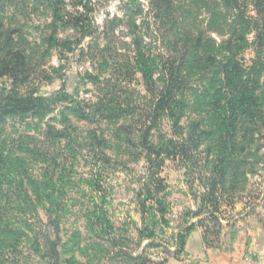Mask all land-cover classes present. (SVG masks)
<instances>
[{
	"label": "rangeland",
	"instance_id": "1",
	"mask_svg": "<svg viewBox=\"0 0 264 264\" xmlns=\"http://www.w3.org/2000/svg\"><path fill=\"white\" fill-rule=\"evenodd\" d=\"M150 1L92 0L86 25L93 26L94 35L77 44L81 32L75 16L85 13L86 0H0V66L6 41L26 56L23 91L55 97L65 80V91L82 108L84 101L99 98L112 100L113 107L126 105L117 111L129 109L133 100L140 103L147 94L141 69L147 66L154 67L160 84L161 31H204L215 38L207 43L218 58L204 62L207 50L199 48L201 57L186 62L190 82L182 127L172 128L165 119L154 132L156 142L167 137L195 146L188 157L166 158L161 173L168 185L166 222L144 216L139 207L146 164L133 117L81 118L67 108L73 101L58 99L49 101L50 110L39 118L5 115L0 124V264H53L47 250L57 234L58 264H167L173 259L201 264L204 259L189 257L186 244L182 248L175 236L193 221L189 211L211 188L213 161L227 140L235 168L225 188L218 189L230 203L222 206L226 220L220 235H211L215 240L205 241L206 246L240 242L254 227L264 233V132L245 118L235 128L227 125L244 83L251 90L260 82L251 109L264 112V48L257 53L252 34L239 48L221 43L238 28L212 17L210 11L220 8L214 0L178 1L173 21L155 17ZM224 64L232 70L231 80ZM112 78L117 80L109 83ZM11 88V78H0V94ZM226 131H236L232 148ZM153 231L155 241L141 237Z\"/></svg>",
	"mask_w": 264,
	"mask_h": 264
},
{
	"label": "trees",
	"instance_id": "2",
	"mask_svg": "<svg viewBox=\"0 0 264 264\" xmlns=\"http://www.w3.org/2000/svg\"><path fill=\"white\" fill-rule=\"evenodd\" d=\"M185 0H151V6L156 10L155 17H162L167 21H173L172 9L176 11L175 4ZM92 0H86L83 8L85 13H79L75 16L77 25L81 32V37L77 44H81L87 37L94 35V28L89 23V12L91 10ZM214 4L220 8L210 11L213 18L219 17L225 24L230 26H237L238 29L231 31L227 40H222L228 46H236L239 48L242 43L248 42L249 34H252V44L257 49V53L261 52L264 48V0H214ZM183 8V7H181ZM177 12V11H176ZM186 16V11H183ZM183 16L181 19L187 18ZM212 18V19H213ZM230 21V22H229ZM162 33V44L164 46V54L160 60V80L154 79L152 69L154 67L142 68L141 72L146 82L147 94L142 98L140 103L135 100L129 103V109H123L117 111L118 108H126L123 103L113 107L110 105L113 102L110 99L99 98L97 101H84V107L82 108L80 102H75L73 98L65 91V80L62 81L59 95L46 96L38 94L34 90H22L26 85V79L28 77V65L26 64V56L21 51H15L9 46V42L4 41L5 46L2 48L4 54L2 56V65L0 66V78L9 77L12 79V88L9 93L2 91L0 94V124L5 115L15 114L20 118L44 116L50 110L49 101L58 99V101H73L72 105L67 107L74 114H77L81 118H90L100 116L101 118H115L123 116H131L134 120V133L137 139V144L140 152L143 155L146 164V181L140 189L138 197L139 207L142 213L145 215L153 214L158 216L161 222H166V214L168 213L167 200V188L164 178L161 176L163 166L166 158L174 157H188L192 149L195 150V146L191 144H180L173 139L163 137L160 141L153 140L154 132L160 130L164 120L167 119L170 122V127L180 128L181 118L183 116V109L185 107L184 92L189 86V78L184 73V66L186 62L192 58L201 57L198 53L199 48H205L208 56L203 59L204 62H216L218 58L211 54L212 45L207 41L216 42L215 38L211 35H207L204 31L193 30V32H177L164 30ZM207 37V40L206 38ZM229 58V57H228ZM232 58L229 59V63ZM139 64L142 61H138ZM236 64V63H234ZM155 66V65H154ZM228 65L224 64V70L226 72V78L231 80L232 70L227 68ZM236 74H242L240 69L236 70ZM117 79L107 80L109 83L116 81ZM227 80V82H228ZM222 88V87H221ZM260 88V82L255 81V86L250 87L240 85L239 95L235 99L232 106L235 109L231 115V122L227 125H231L235 128V123L244 119L252 121L255 128H258V133L264 132V112L261 109L254 110L255 103L257 102L256 91ZM228 106V104H227ZM139 109V113L138 110ZM88 110V111H87ZM138 119H135V118ZM225 116L223 122H226ZM235 130V129H234ZM203 133L205 131H202ZM230 134L231 145L237 143V134L226 131ZM264 135V133H263ZM188 141V139H187ZM224 144V143H223ZM228 140L225 142V146L220 148L217 159L213 161L212 165V182L211 188L205 191L200 198L199 207L196 210H190L193 221L186 223L179 227V231L176 234V243L180 244L182 248L185 247L187 237L197 227L204 228V238L207 243L214 241L211 239V235H220L223 227L224 213L222 206L228 202L225 193L219 191V187H224L227 178L230 176L232 168H235L233 162L234 149H228ZM209 150V149H207ZM209 152V151H208ZM225 152L227 154H225ZM236 157V156H235ZM264 158V153L262 154ZM2 154L0 153V160ZM264 162V161H263ZM226 191V190H225ZM230 201L228 202V204ZM196 219V220H195ZM111 228V225H109ZM59 230V228H58ZM143 239L155 241L156 236L154 231L149 235H142ZM60 240L59 235H56V240L52 241L51 246L47 250L53 264H58L59 249L57 244Z\"/></svg>",
	"mask_w": 264,
	"mask_h": 264
},
{
	"label": "crops",
	"instance_id": "3",
	"mask_svg": "<svg viewBox=\"0 0 264 264\" xmlns=\"http://www.w3.org/2000/svg\"><path fill=\"white\" fill-rule=\"evenodd\" d=\"M240 242L230 241V245L222 244L220 248H207L204 228L197 226L187 237L186 252L189 257L204 259L201 264H247L245 258L256 257L257 264H264V233L253 228ZM167 264H184L171 260Z\"/></svg>",
	"mask_w": 264,
	"mask_h": 264
},
{
	"label": "built area",
	"instance_id": "4",
	"mask_svg": "<svg viewBox=\"0 0 264 264\" xmlns=\"http://www.w3.org/2000/svg\"><path fill=\"white\" fill-rule=\"evenodd\" d=\"M247 264H257L256 257L253 255H249L245 258Z\"/></svg>",
	"mask_w": 264,
	"mask_h": 264
}]
</instances>
